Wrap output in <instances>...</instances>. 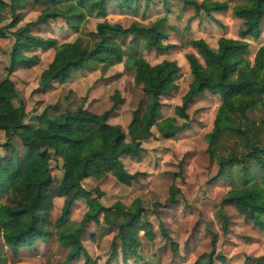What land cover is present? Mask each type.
<instances>
[{
	"label": "trees",
	"instance_id": "1",
	"mask_svg": "<svg viewBox=\"0 0 264 264\" xmlns=\"http://www.w3.org/2000/svg\"><path fill=\"white\" fill-rule=\"evenodd\" d=\"M140 0H0V10L8 9L11 22L0 25V37L11 36L13 43L9 53L7 76L0 80V131L6 141L0 143V264H5L6 249L17 256L38 241L53 236L48 230L49 212L55 195L63 197L61 214L56 222L59 243L68 248L63 264H71L80 256L84 264H97L92 260L81 237L88 222L100 223L113 228L116 234L110 245L105 264H151L140 252V232L147 239L153 236L151 222L146 218L139 199L126 207L120 201L104 206L99 201L103 193L98 188L87 189L82 183L86 179L100 180L111 174L119 183L130 186L136 183L140 173L129 174L122 162L124 157H136L143 150L142 140L150 136L160 98L174 91L179 76L175 61L163 60L151 65L144 58H127L135 72V83L141 85L146 100L134 110L125 133L119 125L109 123L108 112L96 114L83 107L70 111L51 112L46 107L33 116L34 124L25 122L26 113L14 82L8 77L18 64L35 61L25 51L29 48H53L51 62L41 72L39 87L46 89L56 82L63 84L71 78L73 70L121 63L124 38L132 42L141 41L146 49L167 52L173 44L166 43L169 34L165 19L160 16L153 22H133L128 27L106 20L107 7L115 4L120 10L137 11ZM169 11L167 0H162ZM185 7L202 13L214 22L212 13L231 14L243 20L244 29L238 38L221 36L216 48L204 39H193L190 44L195 53L185 54L192 84L175 108L178 117L187 119V106L193 99L209 92L219 95L222 105L213 121L212 130L205 136L206 152L210 160L218 164L215 180L224 179L231 186L222 203L238 209L245 219L264 229V146L261 136L248 117V111L258 106L264 96V45L255 53L253 63L248 59L250 43L261 36L264 21V0H179ZM235 1L230 7L229 2ZM30 4L42 5L38 21L62 18L69 28L78 30L87 16L95 14L103 21L97 23L90 38L78 37L72 43L57 45L52 38L31 34L38 23L29 22L17 26L22 10ZM11 28H14L11 30ZM91 40V41H90ZM18 103V105H16ZM241 122L236 123L235 118ZM264 124V123H263ZM175 118H165L157 123L160 136L172 138L180 130ZM227 133L240 138L244 150L231 152L227 156L217 154L220 141ZM126 135L129 140H126ZM13 136L20 139L22 152L11 143ZM60 161L61 177L56 188L52 182L51 163ZM238 168L233 173V168ZM180 189L171 186L168 204L177 203ZM84 200L87 212L80 221H71L69 216L74 203ZM155 204L153 209L157 213ZM222 229H228V219L222 213ZM162 237L172 252L177 253L176 243L170 231L159 222ZM215 235L212 234L210 253L200 264H213L215 259L225 261L217 254L215 259ZM264 257L252 258L256 264H264Z\"/></svg>",
	"mask_w": 264,
	"mask_h": 264
},
{
	"label": "rangeland",
	"instance_id": "2",
	"mask_svg": "<svg viewBox=\"0 0 264 264\" xmlns=\"http://www.w3.org/2000/svg\"><path fill=\"white\" fill-rule=\"evenodd\" d=\"M234 3L235 1L229 2L230 7ZM167 4L169 11L162 0H140L135 12L120 10L115 4H111L107 7L106 17L111 23L128 27L133 22L148 24L165 15V27L169 34L165 42L174 46L167 52L146 49L141 41L132 42V38L127 36L121 43L124 50L123 62L73 70L67 82H54L50 87L41 89L39 78L51 62L54 49L32 47L24 53L28 57L33 56L35 61L26 65L18 64L8 77L18 91L27 123L34 124L33 116L40 114L46 107L54 113L83 107L96 114L108 112L109 123L119 125L127 133L134 110L146 100L141 85L135 83V72L127 63V58L141 57L151 65L163 60L175 61L180 68L177 87L160 98V107L150 128V136L141 141L143 150L136 157L122 158L129 174L140 173L137 182L126 186L108 174L100 180L86 179L82 185L87 189L98 188L103 193L99 201L104 206L120 201L128 207L134 199L140 200L141 206L146 209L145 216L152 224L153 236L147 239L140 232L139 248L142 256L151 264H200L202 258L210 253L212 234L215 235L213 258L217 254L225 258L224 262L215 259L213 264H256L252 258L264 257V229L245 219L232 205L222 203L231 186L224 179H214L218 164L215 159L210 160L206 152L208 144L205 136L213 128V121L222 105L221 97L209 92L196 96L187 106V119L178 117L175 112L193 80L185 58L186 53H195L191 40L201 38L209 46L216 48L221 36L238 38L239 32L244 29L243 20L234 17L230 9L223 13H212L217 20L214 22L202 11L197 13L191 7L182 5L179 0H167ZM42 9L43 6L38 4H30L24 8L17 26L38 21ZM103 20L104 18L95 14L89 15L76 31L69 28L60 17L49 18L38 21L31 28V34L55 39L57 45L72 43L78 37L85 41L90 38V32L95 31L97 23ZM9 22L10 11L0 10V25ZM248 40V59L252 64L256 51L264 45V21L261 36L257 40ZM12 43L11 36L0 37V80L7 76ZM248 117L259 127L256 132L261 136V144L264 146V96L258 106L248 111ZM165 118H175L177 125L181 127L169 139L162 138L157 129V123ZM235 121L239 124L240 117L235 118ZM126 140H129L127 135ZM5 141L4 133L0 131V143ZM11 143L22 152L19 137L13 136ZM243 150L240 138L227 133L220 141L217 154L227 156L233 151L240 153ZM0 154H3L1 148ZM60 164V161L51 163L50 188H56L59 184ZM238 170L235 167L232 172L237 173ZM173 185L180 189V194L177 196V203L168 204L169 189ZM52 200L53 206L46 227L53 236L22 249L17 256L6 249L5 264H63L68 248L59 243L56 235L59 229L56 222L61 214L63 197L55 195ZM155 204H159L156 207L157 213L153 212ZM86 212L85 201L77 200L69 220L80 221ZM220 213L228 219L227 230L222 229ZM159 222L170 231L177 253L172 252L168 242L162 237ZM115 234V229L104 226L102 216L99 224H86L81 240L97 264H105ZM71 264H84V258L80 256Z\"/></svg>",
	"mask_w": 264,
	"mask_h": 264
}]
</instances>
